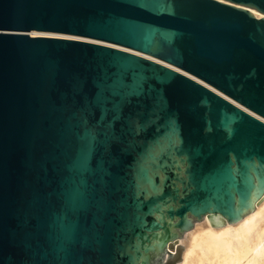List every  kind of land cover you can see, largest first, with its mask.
Instances as JSON below:
<instances>
[{
  "label": "water",
  "instance_id": "1",
  "mask_svg": "<svg viewBox=\"0 0 264 264\" xmlns=\"http://www.w3.org/2000/svg\"><path fill=\"white\" fill-rule=\"evenodd\" d=\"M261 117L264 0H0V264H175L264 196Z\"/></svg>",
  "mask_w": 264,
  "mask_h": 264
},
{
  "label": "bare ground",
  "instance_id": "2",
  "mask_svg": "<svg viewBox=\"0 0 264 264\" xmlns=\"http://www.w3.org/2000/svg\"><path fill=\"white\" fill-rule=\"evenodd\" d=\"M251 11L256 16L262 15L255 9H251ZM31 33L62 37L73 36L55 32L31 31ZM121 48L140 53L185 72L152 56L126 47ZM245 109L257 115L249 109ZM178 243H183L184 248L181 252V259L175 264H264V196L256 202L252 211L246 213L237 222L213 225L206 216L202 220L195 221L193 227L185 231L184 237L179 239Z\"/></svg>",
  "mask_w": 264,
  "mask_h": 264
},
{
  "label": "rangeland",
  "instance_id": "3",
  "mask_svg": "<svg viewBox=\"0 0 264 264\" xmlns=\"http://www.w3.org/2000/svg\"><path fill=\"white\" fill-rule=\"evenodd\" d=\"M184 234H185V232L182 234V236L179 238V239H181L182 237H184ZM179 244H181V245H183V248H184V244L183 243H179ZM183 250V249H182ZM182 250H181V252H182ZM178 262V261H177ZM176 262V263H177Z\"/></svg>",
  "mask_w": 264,
  "mask_h": 264
}]
</instances>
